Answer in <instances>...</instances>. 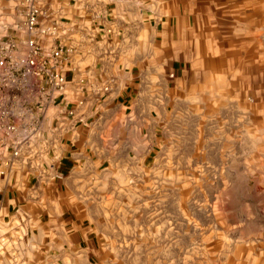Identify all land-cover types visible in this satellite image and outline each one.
Here are the masks:
<instances>
[{"label":"rangeland","instance_id":"rangeland-1","mask_svg":"<svg viewBox=\"0 0 264 264\" xmlns=\"http://www.w3.org/2000/svg\"><path fill=\"white\" fill-rule=\"evenodd\" d=\"M86 1L104 19L117 0ZM181 1L187 37L149 45L166 91L107 126L101 161L86 145L71 189L96 264H264V0Z\"/></svg>","mask_w":264,"mask_h":264},{"label":"built area","instance_id":"built-area-1","mask_svg":"<svg viewBox=\"0 0 264 264\" xmlns=\"http://www.w3.org/2000/svg\"><path fill=\"white\" fill-rule=\"evenodd\" d=\"M80 1L76 16L63 0H18L16 20L0 35V193L57 187L70 152L96 150L88 135L110 82L83 65L81 45L113 31L95 11L83 16L89 5Z\"/></svg>","mask_w":264,"mask_h":264},{"label":"crops","instance_id":"crops-1","mask_svg":"<svg viewBox=\"0 0 264 264\" xmlns=\"http://www.w3.org/2000/svg\"><path fill=\"white\" fill-rule=\"evenodd\" d=\"M114 4L104 19H97L98 24L111 26L113 33L104 32L91 40L86 35L81 45L83 65L110 82L109 92L98 105L93 134L88 135L99 161L107 126L127 110L128 114L135 110L146 85L157 88L158 96L166 91L162 74L166 66L149 59V45L173 44L189 33L181 0H117ZM84 144L79 140L78 147ZM83 154L70 152L63 163L66 177L57 187L39 188L35 194L8 189L0 193V264H96L82 251L86 243L73 233L78 224L74 222L77 211L70 203L76 194L71 189L84 179L79 170L85 168Z\"/></svg>","mask_w":264,"mask_h":264}]
</instances>
